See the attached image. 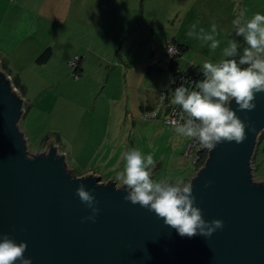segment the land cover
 Instances as JSON below:
<instances>
[{"label":"water","instance_id":"1","mask_svg":"<svg viewBox=\"0 0 264 264\" xmlns=\"http://www.w3.org/2000/svg\"><path fill=\"white\" fill-rule=\"evenodd\" d=\"M9 80L0 68V237L27 243L33 264H264V182L253 181L251 168L264 132V93L250 112L232 102L255 131L247 128L242 143L218 144L191 180L203 218L222 220L223 229L188 238L125 201L115 182L74 175L53 141L43 154L28 153L19 128L24 100ZM80 184L99 202L95 223L82 222L91 210L76 195Z\"/></svg>","mask_w":264,"mask_h":264},{"label":"crops","instance_id":"2","mask_svg":"<svg viewBox=\"0 0 264 264\" xmlns=\"http://www.w3.org/2000/svg\"><path fill=\"white\" fill-rule=\"evenodd\" d=\"M160 1L167 3V11L161 18H159V0H0V68L9 77H12L14 83L16 82L15 89L17 92L19 91L24 100V114L19 124L23 119L24 121L28 120L31 115L30 107L34 103L32 99L36 101V98L29 93L31 86L23 74L30 77L35 89L38 87L32 82V75L36 76L34 81L39 83L40 90L54 89L59 83H61L62 89L65 80L69 78V59L79 56L80 61L76 73L79 77L75 78L72 71H69L72 77L78 85L99 87L103 81L102 74H107L106 82H109L107 85L110 84L109 79L113 73L110 72V68L114 65L115 59L123 54L125 57L123 59L125 90L130 88L129 80L132 70L135 71V80L142 82L145 87L149 81V74L151 72L159 73L156 62L161 61L159 58L152 60L156 57V53L152 54L149 59L150 52L155 47L153 44L148 45L153 40L151 38L160 32L159 24L161 23L159 20H172L173 25L180 20H187L192 15L197 2H200L198 10L201 12L195 14V18H200L197 17L200 15L205 19L213 20V22L227 21L230 24V31L233 20H235L234 17L239 16L233 15V13L246 12L244 0L233 4L230 10L224 5L220 11L219 8L222 7V3H219L220 0ZM222 1L224 2V0ZM231 2L234 3L235 0H231ZM245 16L247 18L248 14L246 13ZM234 31L235 28L230 31L231 39H235L232 36ZM176 34H179L178 31ZM173 41L177 46H184V40L181 44L178 43L177 36H174ZM238 43L241 50L246 47L243 40ZM184 47L186 48L184 52L190 49V46L185 45ZM48 49L51 51V56L42 62L37 61L38 57ZM165 68L160 69L163 74H166ZM158 79L150 80L158 84L156 88H159ZM163 83H161L162 86ZM137 89H141V87ZM155 91L157 92H154L151 98H148V93L145 96L140 93L141 113L156 107L158 99L165 90ZM117 100L109 98V101ZM25 102L29 107L28 110ZM53 105L51 113L59 112L61 106L67 109L66 113H69V116L64 118L69 121L68 126L72 129L71 136L79 138V136L87 135L80 118L87 114L84 104L64 100L63 104L55 103ZM110 105L114 107L113 103ZM125 109H127L126 115L131 118L133 114L129 112V104L126 103ZM116 111L114 109L110 111L111 117ZM121 113V117H123L125 112L121 111ZM61 115L64 116L65 111ZM160 119L163 120L162 117ZM58 132L60 131L58 130ZM22 133L27 139L23 129ZM59 139H64V142L69 141L62 133H59ZM67 147L73 151L70 141L67 142ZM70 151L66 148L63 153L70 154ZM67 165L71 169L70 164L67 163ZM159 166L152 170L153 178ZM90 173L99 175L90 170L79 175L85 176Z\"/></svg>","mask_w":264,"mask_h":264},{"label":"rangeland","instance_id":"3","mask_svg":"<svg viewBox=\"0 0 264 264\" xmlns=\"http://www.w3.org/2000/svg\"><path fill=\"white\" fill-rule=\"evenodd\" d=\"M240 2H242V0L239 2L235 0L234 3L231 2V0L227 2L226 0H224V2L220 0L219 3H222V7L219 8V11L224 5L230 10L233 4H238ZM199 3L200 2H197L192 15L187 20H180L178 21L179 23L175 22V25H173L172 20H159V23H161L159 24L160 32L155 37L151 38L153 40L148 43V45L153 44L156 48L150 52L149 59L152 54L156 53V57L152 58V60L159 58V61H161L159 63L156 62L159 73L151 72L149 74V81L146 83L145 87L142 82H137L138 80H135V71L132 70L130 72L132 75L131 79L129 78L130 88L127 89V91L125 90V80L123 78V59H125V57L123 54L121 56L119 55V58L115 57L114 65L111 64L110 72L113 73L109 79V85H107L109 82H106L107 74L101 75L103 81L99 87H90L91 85L84 87L78 85L77 81L69 72L71 70H69V78L65 80L62 89L61 83H59L54 89L40 90L38 86L39 83L34 81L35 75L31 77L33 79L32 82L38 87L37 89H35L34 85L31 83L30 77L27 74H23V77L31 86L29 91L30 95L36 98V101L32 99L34 103L33 106L30 107L31 110L29 109L31 115L28 117V120L24 121L23 119L21 124H19L21 132L23 129L27 135L28 140L26 137L25 139L27 141L28 153L32 155L43 154L48 149L50 141H53L56 151L59 154H65L67 157L66 165L69 163L71 166V169H69L67 165V169L74 175L81 177L79 174L90 170L91 172H97L102 182L107 183L113 181L117 184L118 182L115 180V176L124 166L122 154L131 148H135L141 151L145 156L152 154L156 161L155 167H158L160 164L159 169L154 174V178L152 176L153 179L160 180L167 178L171 182H174L176 178H183L186 182L191 181L202 168L206 159L204 158L203 161H200V164L198 163V165H195L193 161L185 156L189 138L177 134L174 131V127L165 125L163 120L159 117L144 119L142 114H144V112L153 111L154 108H157L158 104L153 110H145L141 113L139 100L141 99L140 93L142 96L148 93V98H151L152 94L157 92L155 90L161 92L162 90H166V87L170 84L172 73L169 69L170 61L167 56V48L174 42V36H177L178 43L181 44L182 40H184L183 45L190 46V49L186 52H182L181 56H179V69L188 70L192 65L201 68L202 64L206 61L216 62L224 58L222 56V50L227 46L228 41L232 40L230 38V31H232L235 26L232 25V29L229 31L230 24L227 21L218 20L217 22H213V20H209L208 18L205 19L200 15L197 16L200 18H195V16L201 12L198 10ZM166 5L167 3L159 0V18L167 11ZM244 6L246 11L245 14H248V19L257 12L264 14V0H244ZM235 14L236 16L239 15L238 13H233V15ZM234 19L236 18L234 17ZM197 21H199L197 31L200 27L210 31L211 25L213 23L216 24L217 33L215 35L220 45L215 51L210 49V42L205 43L195 38H189L186 35L190 26ZM177 31L179 33L178 35L176 34ZM120 58H122V60H120ZM145 59H147V57H145ZM164 67H166L164 69L166 74L160 71V69ZM99 71L101 72V70ZM2 73L8 79L9 76L3 71ZM41 76L43 77L44 75ZM152 78H159V88H156L158 85L157 83L150 81ZM9 79H11L9 81L13 89L16 88L11 76ZM162 82H164L163 86L161 85ZM138 87H141V89H137ZM16 93L23 99L19 91ZM169 93L172 94V91H169ZM109 98H116L118 100L113 102L109 101ZM64 100L84 104L87 114L83 117L80 116V118L82 127H84L87 132L85 137L79 136V138H75L70 135L72 129L68 126L69 121L64 118L69 116V113H66V108L61 106L58 110L59 112L51 113L54 108L53 104H63ZM110 103H113L114 107L110 105ZM126 103L129 104L130 111H128L133 114L131 118L126 115ZM25 104L28 110L29 107L27 106V102H25ZM112 109L117 111L111 117L110 111ZM64 111L65 115L63 116L61 114ZM121 111L125 112L123 117H121ZM23 114L24 107L22 109V115ZM58 130L60 132H58ZM59 133H62L65 139L70 141L73 151H70L67 147V142L69 141L64 142V139H59ZM66 148L71 152L70 154L63 153L66 151ZM256 150L253 155L254 158L256 155V159H254L255 162L253 158L251 160L252 178L255 182H264V135L260 139V144L258 143Z\"/></svg>","mask_w":264,"mask_h":264},{"label":"clouds","instance_id":"4","mask_svg":"<svg viewBox=\"0 0 264 264\" xmlns=\"http://www.w3.org/2000/svg\"><path fill=\"white\" fill-rule=\"evenodd\" d=\"M194 22L186 35L209 43L215 51L220 42L216 39L217 26L210 31ZM235 35L242 37L246 47L238 51L237 40H229L222 50L224 58L219 61H206L200 71L203 79L191 87L183 84L172 92L171 104L182 110V122L174 120V131L183 137L195 139L202 149L214 150L218 144L227 142L242 143L246 129L255 127L245 124L231 108L234 101L240 111H252L256 104V94L264 93V14L255 13L248 19L245 12L233 20ZM169 54L172 49L168 48ZM238 57V59H237ZM166 96L161 95L163 100ZM124 166L115 180L116 187L127 191L125 201L153 212L166 226L175 229L181 237L192 238L197 235L210 238L217 230H222V220L205 221L202 210L196 206L193 183L183 178L155 180L152 170L156 161L152 154L144 155L131 148L122 154ZM211 182L206 187H209ZM76 195L90 210L91 215L82 222H96L100 214L98 201L84 184L76 189ZM28 245L17 243L9 236L0 237V264H33L25 258Z\"/></svg>","mask_w":264,"mask_h":264},{"label":"built area","instance_id":"5","mask_svg":"<svg viewBox=\"0 0 264 264\" xmlns=\"http://www.w3.org/2000/svg\"><path fill=\"white\" fill-rule=\"evenodd\" d=\"M168 48L172 49L171 55L169 54ZM168 48H167V56L169 58L172 59L180 55V50L175 44L172 43L170 46H168ZM79 61H80L79 56H75L69 59L68 61V67L72 71L73 76L75 78H78L76 73H77ZM203 78L204 77L201 71H198L195 74L194 73L190 74L186 71H179L173 76L170 84L166 87V90L164 91V93H162V95L166 96L167 91L173 92L175 88L181 86V84H183L186 87H191L195 84V82H198L202 80ZM171 98H170V101H167V96L163 100L161 99V96H160L157 108L156 109L154 108V110L151 112H144L143 118L144 119H148V118L154 119V118L162 117L164 120V123L167 126H171V127H174L172 123L174 120L182 122V110L179 106L171 104ZM209 152L210 150L202 149L199 146V143L195 139L189 137V141L187 143V147L185 151V156L188 157L191 161H193L195 165L200 163V161L203 159L202 157L204 154L207 153V158H208Z\"/></svg>","mask_w":264,"mask_h":264},{"label":"trees","instance_id":"6","mask_svg":"<svg viewBox=\"0 0 264 264\" xmlns=\"http://www.w3.org/2000/svg\"><path fill=\"white\" fill-rule=\"evenodd\" d=\"M233 38H235V40H237L238 42H242V40H243V38L242 37H237L236 35H235V31H234V33H233ZM173 44H175L176 46H177V44L176 43H173ZM178 47V49L180 50V55L179 56H181V53L182 52H184L185 50H186V48L184 47V46H181V45H179V46H177ZM239 52H240V54H242L243 53V50H241L240 48H239V50H238ZM49 56H51V51H50V49H48V50H46V51H44L39 57H38V59H37V61H44V60H46L47 58H49ZM179 56H177V57H174V58H169V67H170V69H171V71H172V76H171V79L173 78V76L177 73V72H179V71H186V72H188V73H190V74H195V73H197L198 71H200V68L199 67H197V66H192L191 68H189L188 70H181V69H179L178 68V59H179ZM237 59H238V57H237ZM15 85H16V82L14 83ZM164 93V92H163ZM166 96H167V101H170V98H171V94L167 91V94H166ZM151 110H153V108H150V109H147V111H151ZM263 133H262V135L260 136V138H259V144H260V139L263 137ZM189 138V137H188ZM257 151V150H256ZM256 154H257V152H256ZM203 159L205 158H207V153L206 154H204L203 155V157H202ZM203 159L201 160V161H203ZM254 159H256V155H255V158L253 157V160ZM254 162H255V160H254ZM200 164V163H199ZM204 164V163H203ZM196 165H198V164H196Z\"/></svg>","mask_w":264,"mask_h":264}]
</instances>
